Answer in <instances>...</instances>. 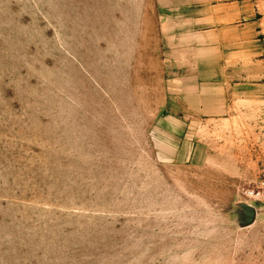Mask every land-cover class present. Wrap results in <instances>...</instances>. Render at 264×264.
<instances>
[{
    "label": "rangeland",
    "instance_id": "1",
    "mask_svg": "<svg viewBox=\"0 0 264 264\" xmlns=\"http://www.w3.org/2000/svg\"><path fill=\"white\" fill-rule=\"evenodd\" d=\"M162 1L0 0V264H264V0Z\"/></svg>",
    "mask_w": 264,
    "mask_h": 264
},
{
    "label": "crops",
    "instance_id": "2",
    "mask_svg": "<svg viewBox=\"0 0 264 264\" xmlns=\"http://www.w3.org/2000/svg\"><path fill=\"white\" fill-rule=\"evenodd\" d=\"M159 7V31L171 47L176 45L175 41L188 39L191 32L220 39V32L244 18L242 3L236 0H163ZM196 23L201 24L199 28L191 26Z\"/></svg>",
    "mask_w": 264,
    "mask_h": 264
}]
</instances>
